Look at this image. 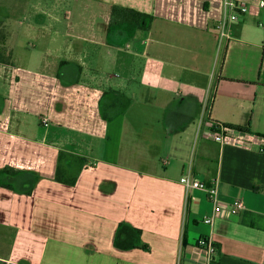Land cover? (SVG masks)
Masks as SVG:
<instances>
[{"label":"crops","instance_id":"1","mask_svg":"<svg viewBox=\"0 0 264 264\" xmlns=\"http://www.w3.org/2000/svg\"><path fill=\"white\" fill-rule=\"evenodd\" d=\"M236 1L221 40L226 0H0V264H264V4ZM113 5L151 25L111 27ZM187 172L244 207L206 222Z\"/></svg>","mask_w":264,"mask_h":264},{"label":"built area","instance_id":"2","mask_svg":"<svg viewBox=\"0 0 264 264\" xmlns=\"http://www.w3.org/2000/svg\"><path fill=\"white\" fill-rule=\"evenodd\" d=\"M225 3L227 5L228 13L218 24L219 36L221 40H224L226 37L229 36V22L237 20L241 14H244L248 11V5L245 2H238L236 0H226ZM262 3L264 4V0H262ZM43 122L45 125H48V119L44 118ZM235 131L238 130L226 129L225 127H217L212 121L211 126H209L208 128V133L210 135L209 137L219 142H224L225 140L231 138ZM180 180L187 188L204 189L209 198L214 202V212L212 215L206 217V222L212 223L215 215L223 213L224 210H228L233 215H238L240 210L245 205L242 198H236L232 202H222L218 196L219 192L217 181H214L213 183L209 184L202 179L196 178L195 175L189 172L183 174ZM199 243L209 248L211 252L215 251V246L209 238H201L199 240Z\"/></svg>","mask_w":264,"mask_h":264},{"label":"trees","instance_id":"3","mask_svg":"<svg viewBox=\"0 0 264 264\" xmlns=\"http://www.w3.org/2000/svg\"><path fill=\"white\" fill-rule=\"evenodd\" d=\"M112 17H113V20L111 22V27H116V26H121L123 24H127L129 27H132V28H148L151 25V21L153 19L152 14L140 11L132 7H126V6H121V5H113ZM14 46H15V37L13 38V41L7 50V53H8L7 59H6L7 63L12 62V53L14 50ZM209 119H211L210 116H209ZM212 122L217 127H225L226 129L251 132L250 124L247 127H244V126L234 125L231 123L222 122L218 120H212ZM8 170H9L8 168H5L3 171L7 172ZM56 179L64 183H71V184L75 183V178L66 177L63 167L59 164L56 169Z\"/></svg>","mask_w":264,"mask_h":264},{"label":"rangeland","instance_id":"4","mask_svg":"<svg viewBox=\"0 0 264 264\" xmlns=\"http://www.w3.org/2000/svg\"><path fill=\"white\" fill-rule=\"evenodd\" d=\"M44 1H46V0H44ZM16 13H17V10H16ZM260 37H252V40L253 41H260ZM254 52H256L257 54L258 53H261V52H263V49H258V48H256L254 45H251V46H245L244 44H241V43H239V42H233L232 43V49H231V55H232V58H234V60L235 59H237V58H239V57H241V56H243L244 54H248V53H254ZM21 56V55H20ZM251 58H253V57H251ZM231 59V58H230ZM88 62H90V60H92V59H86ZM234 60L232 59V61L234 62ZM232 62V67L234 68L236 65L234 64ZM15 64H16V67H17V54H16V61H15ZM12 73H14V75H17V68H16V70H14ZM11 92H12V89H11ZM9 93V96H8V98H7V104L9 103V106H10V108L13 106V108H14V105L16 104L17 105V98H15V99H13V97H14V93ZM229 95L230 96H232V95H234V93H232V92H229ZM19 99V98H18ZM254 106L252 107V111H253V113L254 112H257L256 111V107H257V105H256V102L258 101V97H257V95H256V98H254ZM18 102H19V100H18ZM7 109V111H10L11 109ZM263 110H264V104H263ZM17 111H18V109H17ZM253 113L251 114V116L253 115ZM258 114H259V111H258ZM20 117H22L20 114H18ZM31 117H30V119H31V121H33V122H36V125H39V116H34V115H30ZM5 118H6V116H4ZM201 118V114H199V116H198V120ZM203 119H205V121H207L208 120V115L206 116V117H202ZM164 157H166V155H162V157H161V159H160V157L158 158V159H160V160H162V158H164ZM167 158V157H166ZM160 160H158L159 161V163H161V161ZM19 175L18 176H26V174L28 175V174H30V172L29 171H21L20 173H18Z\"/></svg>","mask_w":264,"mask_h":264}]
</instances>
